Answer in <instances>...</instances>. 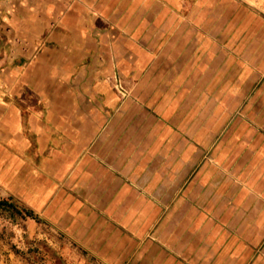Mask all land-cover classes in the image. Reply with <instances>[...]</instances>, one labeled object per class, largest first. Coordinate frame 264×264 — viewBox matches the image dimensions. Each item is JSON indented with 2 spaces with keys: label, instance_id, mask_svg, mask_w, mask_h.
<instances>
[{
  "label": "rangeland",
  "instance_id": "obj_1",
  "mask_svg": "<svg viewBox=\"0 0 264 264\" xmlns=\"http://www.w3.org/2000/svg\"><path fill=\"white\" fill-rule=\"evenodd\" d=\"M214 9L201 26L191 22L186 61L183 53H174L172 64L161 62L160 69L175 70L177 77H160L157 86L139 95L142 101L115 65L106 77L119 106L133 105L126 111L132 121L128 129L146 136L135 143L136 156L149 144L152 167L163 174L172 166L176 171L175 188L156 191L166 200L175 198L159 221L137 222L132 230L90 220L82 215L88 211L86 196L63 183L51 190L60 205L44 210L43 148L33 125L43 122V109H37V94L17 97L25 105L18 132L11 135L0 125V264H155L161 253H176L167 239L177 235L193 241L187 247H196L201 256L184 259L185 264H214L215 252L231 243L226 235L232 229L264 231V190L248 161L255 153L264 155V0H217ZM0 113L7 116L8 110ZM121 115L118 109L109 116ZM28 180L32 186L24 184ZM79 201L82 214L75 207ZM253 248L252 264H264V242Z\"/></svg>",
  "mask_w": 264,
  "mask_h": 264
},
{
  "label": "crops",
  "instance_id": "obj_2",
  "mask_svg": "<svg viewBox=\"0 0 264 264\" xmlns=\"http://www.w3.org/2000/svg\"><path fill=\"white\" fill-rule=\"evenodd\" d=\"M215 5L217 0H0V111L8 110L7 116L0 113V125L7 126V133L18 132L25 105L17 97L37 94L43 122L33 125L43 148L44 210L60 205L51 190L63 183L86 196L88 211L82 214V201L75 207L90 220L114 221L132 230L137 222L160 220L175 198L166 200L156 191L174 189L176 171L172 166L163 174L152 167L155 155L149 144L136 156V144L146 136L128 129L132 121L126 111L133 105L119 106L106 77L115 65L142 101L139 95L157 86L160 77H177L175 70L160 69L161 62L172 64L174 53H183L186 61L191 22L201 26L202 19L215 13ZM38 45L43 47L36 53ZM118 109L122 115L112 119L109 115ZM152 124L150 120L146 127L149 138ZM248 161L264 190V155L255 153ZM67 217L74 219L71 213ZM226 236L231 243L215 252L214 264H252L253 247L264 242V231L257 234L250 228L232 229ZM182 237L169 236L176 253H161L155 264L198 261L197 248L187 247L193 241Z\"/></svg>",
  "mask_w": 264,
  "mask_h": 264
},
{
  "label": "trees",
  "instance_id": "obj_3",
  "mask_svg": "<svg viewBox=\"0 0 264 264\" xmlns=\"http://www.w3.org/2000/svg\"><path fill=\"white\" fill-rule=\"evenodd\" d=\"M28 216L33 217L34 219L39 220L38 217H36V216L34 215V213H32V212H30V211H29V215H28Z\"/></svg>",
  "mask_w": 264,
  "mask_h": 264
}]
</instances>
